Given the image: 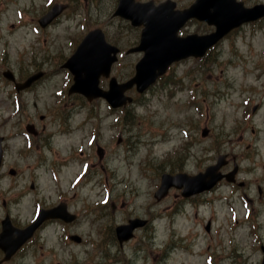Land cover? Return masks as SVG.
<instances>
[{"label": "rangeland", "instance_id": "rangeland-1", "mask_svg": "<svg viewBox=\"0 0 264 264\" xmlns=\"http://www.w3.org/2000/svg\"><path fill=\"white\" fill-rule=\"evenodd\" d=\"M51 1L0 0V220L7 213L23 227L39 205L61 198L77 219L45 222L5 264H260L264 22L243 24L200 59L174 63L145 92L130 90L134 102L124 107L130 121L122 108L111 109L104 99L89 102L79 94L56 92L65 84L62 63L74 49L73 37L82 35L85 26L101 27L123 50L138 43L141 28L111 19L117 0H54L68 3V9L41 30L37 18ZM176 1L182 7L192 0ZM188 24L186 34L211 30L202 22ZM123 53L113 66L119 81L133 75L142 55ZM7 68L17 78L38 69L45 75L16 93L2 75ZM70 76L68 71V81ZM106 83L101 79L102 86ZM26 123L40 133H27ZM97 145L104 149L102 158ZM221 154L229 158L223 171L238 164L236 182L223 179L186 199L174 188L154 198L161 173L195 174ZM136 217L150 224L120 245L116 225ZM71 233L81 241L69 239Z\"/></svg>", "mask_w": 264, "mask_h": 264}, {"label": "water", "instance_id": "water-1", "mask_svg": "<svg viewBox=\"0 0 264 264\" xmlns=\"http://www.w3.org/2000/svg\"><path fill=\"white\" fill-rule=\"evenodd\" d=\"M172 2H165L157 7L151 3H135L133 0H120L117 13L132 19L134 24H144L140 44L134 50H143L144 56L136 63L135 75L123 83H118L114 77L110 79L109 89L99 86L101 76L108 77L112 63L116 60V48L107 44L102 32L98 29L91 31L82 40L75 53L65 64L74 74V83L69 92H78L88 100L96 97L105 98L113 107L125 105L132 101V97L124 92L136 86L138 92L144 91L155 79L165 72L168 65L175 60L193 56H202L205 51L216 43L230 29L242 22L254 20L264 14L263 5L245 8L242 2L236 0H197L190 9L183 12L173 10ZM65 7L55 4L52 9L40 20L42 25L47 24L57 16ZM190 17H197L214 24L216 30L205 35H189L184 38L176 35L179 27ZM113 53V54H112ZM4 75L13 79L10 71ZM41 72L29 76L23 83H17V88L28 87ZM31 131V126H28ZM206 131L204 132V134ZM1 141V137H0ZM1 159V148H0ZM225 163L224 156L218 158L217 164L209 166L204 173L189 177L185 174L175 176H162V183L155 195L160 198L172 185L183 187L182 194H191L211 188L223 175L218 172L219 167ZM235 169L226 175L233 180ZM60 217L71 221L75 216L67 212L65 205L60 204L52 209H43L30 225L24 229L12 226L8 217L2 221L0 233V248L5 252V258L10 257L16 249L29 238L35 228L45 219ZM145 223L144 220L133 219L128 225H120L116 233L120 241L132 236V230ZM208 228V226H207ZM77 239L76 236H73ZM264 264V260L263 263Z\"/></svg>", "mask_w": 264, "mask_h": 264}, {"label": "trees", "instance_id": "trees-1", "mask_svg": "<svg viewBox=\"0 0 264 264\" xmlns=\"http://www.w3.org/2000/svg\"><path fill=\"white\" fill-rule=\"evenodd\" d=\"M129 120H132V118H129Z\"/></svg>", "mask_w": 264, "mask_h": 264}, {"label": "bare ground", "instance_id": "bare-ground-1", "mask_svg": "<svg viewBox=\"0 0 264 264\" xmlns=\"http://www.w3.org/2000/svg\"><path fill=\"white\" fill-rule=\"evenodd\" d=\"M199 34V33H198Z\"/></svg>", "mask_w": 264, "mask_h": 264}]
</instances>
